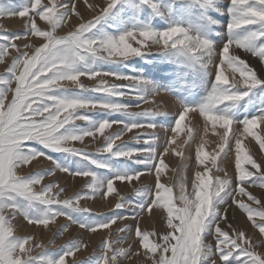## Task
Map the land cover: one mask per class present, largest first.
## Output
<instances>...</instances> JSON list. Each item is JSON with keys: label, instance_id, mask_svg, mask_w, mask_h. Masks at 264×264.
<instances>
[{"label": "snow or ice", "instance_id": "6c2138e0", "mask_svg": "<svg viewBox=\"0 0 264 264\" xmlns=\"http://www.w3.org/2000/svg\"><path fill=\"white\" fill-rule=\"evenodd\" d=\"M86 2V0H85ZM121 0H108L106 6L100 8L98 15L79 23L75 30L64 36H57L56 31L72 14L81 15L74 0L57 3L56 0H29L21 10H5L0 4V15H18L27 17L24 37H39L44 41L35 47L32 53L26 51L30 44L25 43L23 49L13 41L21 39V34H0V63H7L10 49L16 52L11 56V62L6 67V74H0V264H67L66 258L73 257L81 249L79 239L66 242L60 248L58 257L41 252L38 257L31 255L33 249L29 245V236L15 235L16 226L13 221L22 216L28 225L49 227L57 217H65L68 224L62 225L58 234L68 231L72 225L88 233L110 229L118 220L126 219L118 211H112L110 216L97 217L89 208L81 207V199L97 194L112 193L115 181L138 180L144 172L154 173V186L142 187L137 190L138 200L121 199L115 209L128 208L134 213L133 219H138L145 211L151 213L154 209L166 211L167 232L161 237L163 243H150V235L139 224L135 226L134 236L144 249L160 254L152 260V264H264V254H256L245 231L233 229L227 217V210L235 205L247 219L252 221L264 233V223H258L254 216L264 221V208L254 209L237 196L247 197L253 203H264L246 191L249 181L264 188V165L259 164L252 155L247 153L242 143V137L252 136L264 149V137L257 135L254 129L258 124H264V116H255L244 121H234L224 114L229 105H235L248 95L247 92L234 91L237 86L251 89L262 83L255 71L235 49H243L264 62V0H230L231 22L228 24L230 38L220 47H215L209 40L193 36L181 26H170L167 30L156 31L150 28L130 30L119 36L103 34L99 37H89L96 25L113 13ZM140 3L156 11L157 5L152 0H140ZM89 7H92L91 5ZM93 11L95 8L93 7ZM159 15V13H157ZM36 17L46 21L47 30L38 27ZM114 23H120L119 16L113 17ZM256 25L255 30L246 26ZM135 41L139 46H133ZM233 45L235 49H233ZM152 47L159 52H169L184 56L189 60L202 59L205 66L213 70L214 86L204 103L193 108L182 105L178 113L173 133L167 138L162 152L157 151L158 137L153 132L144 141L143 147L127 148V143L121 141L125 132L142 127L137 118H153L157 114H165L159 109H145L139 112L131 111L132 103H123L118 97H124L130 92L135 93L139 101L149 102V97L159 93H145L141 88L146 82L134 76L126 75L117 70L102 71L91 68L87 71L76 70V66L89 58L101 59L112 63L122 62L129 58L150 53ZM230 49L232 52L230 53ZM218 61V63H217ZM264 72V67L260 69ZM231 73V77L226 75ZM90 79L100 77L94 87H86L80 82V77ZM112 76L128 84H109L104 77ZM62 82H69L68 85ZM15 84V87H13ZM70 85V86H69ZM78 88L102 94L103 101H86L81 98H66L53 95L57 89ZM11 98L9 99V94ZM227 102V103H226ZM103 110L118 113L128 117L126 120H104L92 123L85 112ZM198 112L207 124L211 123L213 131L219 124L223 129L220 135L219 151L211 158L213 167L219 159L223 162L232 150L231 142L235 141V180L225 173L220 176L205 178L210 169L205 172L196 171L189 182L186 175H181L177 196L173 197V187L161 182V174L166 168L165 156L172 144L176 143L183 122L189 112ZM84 122L90 125L86 130H77L74 126ZM240 127L233 128V125ZM113 125L121 126L119 130L105 135V130ZM147 127L155 129L154 123ZM231 131V136L229 135ZM103 136L105 144L95 153L83 148L70 146L72 142L83 143L86 137ZM133 140L139 141L135 135ZM33 145H39L36 147ZM203 143L197 148L195 160L204 164L207 153L202 152ZM227 149V150H226ZM47 150V151H45ZM62 152L75 157L79 167L62 165L52 159L51 153ZM175 151V149H173ZM101 153L111 154L139 165L132 171H116L108 178H101L93 169H108L109 165L97 159ZM223 153V156H221ZM38 158H40L38 160ZM50 161L51 167L32 174H18L22 166L32 162ZM251 165L256 171L246 170L243 165ZM187 164H184L186 170ZM69 176L90 178L86 184L89 192L76 193L74 196L60 199V194L66 189L58 183L50 182L39 192L34 190L47 176L56 172ZM217 171L221 169L217 168ZM254 177V179H253ZM190 188V190H189ZM178 201L179 203H176ZM226 225L227 230L221 225ZM118 233H125L116 240L102 242V253L95 264H117L118 257L131 255V248L116 247L128 239L133 229L127 225L119 228ZM230 232L232 233L230 235ZM111 236V232L108 233ZM212 237V241H209ZM43 247L42 245H38ZM147 254V253H145ZM72 264H84L73 259ZM88 264H92L91 261Z\"/></svg>", "mask_w": 264, "mask_h": 264}, {"label": "rangeland", "instance_id": "374dc122", "mask_svg": "<svg viewBox=\"0 0 264 264\" xmlns=\"http://www.w3.org/2000/svg\"><path fill=\"white\" fill-rule=\"evenodd\" d=\"M56 2L62 3L65 2V0H56ZM74 2L77 5L79 13L82 14V18L81 15L72 14L65 24L57 29V36L66 35L69 31L75 30L79 23L86 22L95 15H98L100 8L106 6L108 0H86V2L85 0H74ZM152 2L157 5L156 11L140 3V0H121V3L113 9V13L104 20H101L96 27L92 29V32L87 35L89 37H99L103 34L119 36L126 31L138 30L141 28L164 31L170 26H181L188 30L193 36L209 40L215 47H220L230 38L228 32V24L232 19L229 11L231 7L230 0H152ZM28 3L29 0H0V4L3 5L5 10L17 12L27 6ZM42 3H48V0H42ZM90 5L92 7H89ZM93 7L95 11H93ZM157 13H159V15ZM117 15L120 18V23L113 22V17ZM26 20L27 17H19L18 15H0V34H21L22 38L13 42L20 45L22 49L25 43L30 44L31 47L26 49V51L32 53L35 47L40 46L44 41L39 37L23 36L26 31L24 26ZM36 22L41 29L47 30L49 27L48 23L40 20L39 17H36ZM246 27L255 30L258 26L249 25ZM261 39L264 40V38ZM131 43L133 46H139L135 41ZM233 49H235L234 45ZM235 51L257 71L258 77L262 80V83L255 88L247 89L243 86H237L234 90L237 92H247L248 95L235 105H229L224 114L228 115L234 121L242 122L245 119H250L255 116H264V72L260 71V69L264 67V62H261L259 57H254L251 53L245 52L243 49H235ZM231 52L232 50L230 49V53ZM15 55L16 52L10 49V56L5 58L7 63H0V74H6V67L11 62V56ZM205 64L206 62L202 59L193 58L189 60L184 56H178L173 53L159 52L157 47H152L150 53H145L141 56L129 58L118 63L89 58L85 62L78 64L76 70L87 71L91 68L102 71L117 70L146 82L141 88V91L149 94L152 91L147 88L149 82L156 79V75L161 77L160 83L156 85V87H158V89L156 88L157 90L161 89L159 92L160 94L155 97H149V102L147 103L139 101V106H135L138 98L135 96L134 91L124 97L117 98L123 103H132L134 106L130 110L134 112L145 109H159L165 113L157 114L153 118H137V122L141 124L142 127L133 129L131 132H125L121 141H117V143L125 142L127 143V148L143 147L145 146L144 141L154 132L158 137L157 151L162 152L165 146V135L167 133L168 139L173 135V133L170 132V128L174 127L175 120L178 119V113L182 111V105L193 108L201 105L205 102L214 86L213 70L215 69L210 70ZM226 75L231 77L230 72H226ZM99 79L100 77L90 79L86 76H82L80 77V82L86 87H94L99 83ZM104 79H106L109 84L130 83L129 81L118 80L112 76L104 77ZM62 83L68 85L69 82ZM13 87H15V84H13ZM156 89L152 92L157 93L158 91H156ZM52 94L66 98H81L86 101L105 100V97L100 93L84 91L78 88L57 89L54 90ZM161 97H166V101ZM10 98L11 93L9 94V99ZM163 100L165 101L164 103ZM172 101L173 103L171 104ZM174 101H176V103H174ZM177 102L179 104L178 107ZM162 103L164 105H162ZM172 105L174 107H172ZM165 108H167V110ZM84 114L89 117L92 123H99L104 120L128 119L125 115L103 110H93L91 112H85ZM77 123L78 124L74 126L77 130H86L90 126L80 121ZM152 123L156 125L155 129L147 127L148 124ZM119 127L121 126L113 125L112 128L105 130V135L119 130ZM236 127L240 126L234 124L233 128ZM166 129H169V131ZM161 131L162 135H160ZM223 131L224 129L219 124L215 126V131H213L211 123L207 124V131H205L204 118L200 116L198 112L190 111L187 113L181 131L175 134L177 136L176 143L171 145L169 152L165 156L166 168L161 174L162 183L169 186L176 185L173 187L174 200L179 192L178 184L181 175H186L190 182L196 171L203 173L207 168L210 169V172L206 174L205 178L209 176L215 177L217 175L224 178L225 173H227L229 178L233 179V181L235 180L234 140L231 142L232 150L228 153V157L224 159L223 162L218 159L216 167H213L211 161L214 153L219 151V145L221 143L220 135ZM254 131L257 135L264 137V124H258ZM164 132H166L165 135L163 134ZM231 134V131H229L230 136ZM135 135L140 136L139 141L132 139ZM202 143V152L208 155L204 164L201 165L196 162L195 153ZM242 143L244 144L245 151L252 155V158L259 164L264 165V149L260 148L255 138L252 136L242 137ZM104 144L105 141L103 136L97 134L95 139L86 137L83 143L76 141L72 142L70 146L83 148L86 151L95 153L97 149L102 148ZM33 146L40 147L39 145ZM173 149H175V151H173ZM51 156L54 161L68 167L76 168L80 165V162L75 157L67 153L53 151ZM221 156H223V153H221ZM96 158L109 165L110 169L113 170L110 172L108 169H93L101 178H108L116 171H132L140 167L139 165H135L132 161H126L122 158L118 159L107 153H101L100 156ZM39 159L40 158H38V160ZM184 164H187L186 170L184 169ZM49 167H51L50 161H44L43 163L34 161L30 165L22 166L18 174H32ZM243 167H245L246 170L256 171L248 164L243 165ZM217 168L221 169V171L218 172ZM140 171L144 172V175L138 180H133L131 182L115 181V190L112 193L97 194L94 197L89 196L88 198L81 199L79 202L81 207L89 208L97 217L110 216L114 210L126 217V219L118 220L110 229H102L98 230L96 233H88L80 229L77 225H72L68 228L67 232L63 233V235H59V228L69 223L65 217H57L54 223H50L49 227L45 228L42 225L29 226L22 216H18L16 221L14 220L12 222L13 225L16 226L15 235L19 237L29 236L32 238L29 241V245L26 246L32 247L33 251L31 255L34 257H38L41 252H45L53 257H58L62 245L70 240L79 239L82 243V247L75 254L74 258H66L67 264H72L73 259L77 262L82 261L84 264H88L89 261L95 264V261L103 251L101 247L102 242L109 239L116 240L118 235H125V233H118L117 230L127 225L133 229V232L128 234V239L122 244L116 245V247L131 248V255L128 257H118L117 264H152V260L160 254V250L157 249L156 253H151L148 249H144L142 244L138 243L134 236L135 226L139 224L142 230L156 233V235H150V243L162 244L163 241L161 237L168 230L166 219H162V216L166 217V211L162 212L159 209H154L151 213L145 211L138 219H133L134 213L128 208L115 209V205L120 202L121 199L125 201L131 200L135 203L138 200V189L154 186V173L148 174L142 167ZM89 179L90 178L86 177L69 176L66 173L57 171L54 176L45 177L40 185H35L34 190L39 192L44 185L55 182L66 189L59 197L60 199H66L74 196L76 193L89 192L90 190L86 188ZM246 191L254 195L257 200L264 201V188L259 187L258 184H253L249 181L246 186ZM237 199H242L254 209L264 208V203H253L249 201L246 196H237ZM176 203L179 202L176 201ZM103 204L107 207L99 210L98 208ZM227 217L233 229L245 231L253 245L250 250L256 254H264V233H261L259 228L254 225L252 221L247 219V214L233 205L231 208H228ZM254 220L257 224L264 223V221H260L258 216H254ZM221 226L227 230L226 225L222 224ZM109 232H111V236L108 235ZM231 234L230 232V235ZM209 241H212V237H209ZM38 245H42L43 247ZM217 264H220L218 257Z\"/></svg>", "mask_w": 264, "mask_h": 264}, {"label": "bare ground", "instance_id": "6f19581e", "mask_svg": "<svg viewBox=\"0 0 264 264\" xmlns=\"http://www.w3.org/2000/svg\"><path fill=\"white\" fill-rule=\"evenodd\" d=\"M169 69H170V68H169ZM163 74H164V73H163ZM155 77H156V79H154L153 81L149 82V85L147 86L148 90H150V91H151V90L153 91V90H155L156 88L158 89V87H156V85L160 83V79H161V77H159L158 75H156ZM162 80H163V79H162ZM162 84H163V83H162ZM163 85H164V84H163ZM160 86H161V85H160ZM163 88H164V86H163ZM144 89H145V88H144ZM144 89H143V90H144ZM157 89H156V91H158L157 93H159L161 89H160V90H157ZM165 89H166V88H165ZM152 91H151V93H153ZM154 92H155V91H154ZM161 92H162V91H161ZM159 94H160V93H159ZM161 98H163V97H161ZM165 98H166V97H165ZM165 98H163V99L165 100ZM168 98H169V97H168ZM166 99H167V98H166ZM164 100H163V103L166 101V100H165V101H164ZM172 100H173V99H172ZM161 101H162V100H161ZM163 103H162V105H164ZM172 103H173V101L171 102V104H172ZM174 103H176V101H174ZM171 104H170V105H171ZM177 104H178V102H177ZM177 104H176V105H177ZM165 105H166V104H165ZM174 105H175V104H174ZM178 106H179V104L177 105V107H178ZM161 107H162V106H161ZM172 107H174V106L172 105ZM163 109H164V108H163ZM165 109L167 110V108H165ZM170 109H172V108H170ZM174 109H175V108H174ZM176 109H177V108H176ZM168 110H169V109H168ZM197 117H198V116H197ZM198 122H200V121H198ZM198 122H197V123H198ZM151 130H152V129H151ZM163 130H165V129H163ZM166 130H167V129H166ZM167 131H169V129H168ZM167 131H166V132H167ZM166 132H164L163 134L165 135ZM160 135H162V131H161V134H160ZM165 136H166V135H165ZM179 139H180V138H179ZM182 143H183V142H182ZM179 145H180V144H179ZM62 179H63V178H62ZM64 182H65V181H64ZM107 202H108V201H107ZM106 207H107V206H106L105 204H103V205H101L98 209H99V210H102V209H105ZM15 221H16V220H15ZM18 222H19V221H18ZM23 222H24V221H23ZM20 225H21V224H20ZM22 225H23V224H22ZM24 225H25V224H24ZM26 225H27V224H26ZM29 226H30V225H29ZM29 226H28V227H29ZM22 228H23V227H22ZM22 228H21V229H22ZM24 229H25V228H24ZM27 229H28V228H27ZM43 230H44V229H43ZM21 231H22V230H21ZM27 231H28V230H27ZM40 236H41V235H40ZM60 244H61V243H60Z\"/></svg>", "mask_w": 264, "mask_h": 264}]
</instances>
